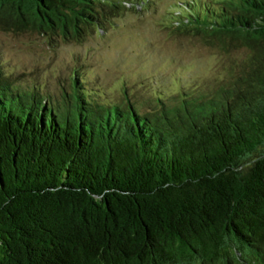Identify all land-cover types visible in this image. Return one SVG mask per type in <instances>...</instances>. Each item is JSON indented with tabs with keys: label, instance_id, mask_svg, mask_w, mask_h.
I'll use <instances>...</instances> for the list:
<instances>
[{
	"label": "trees",
	"instance_id": "obj_1",
	"mask_svg": "<svg viewBox=\"0 0 264 264\" xmlns=\"http://www.w3.org/2000/svg\"><path fill=\"white\" fill-rule=\"evenodd\" d=\"M145 3L0 0V28L78 40ZM180 3L175 32L250 51L211 92L112 102L74 70L58 98L0 72V264H264V0Z\"/></svg>",
	"mask_w": 264,
	"mask_h": 264
},
{
	"label": "rangeland",
	"instance_id": "obj_2",
	"mask_svg": "<svg viewBox=\"0 0 264 264\" xmlns=\"http://www.w3.org/2000/svg\"><path fill=\"white\" fill-rule=\"evenodd\" d=\"M186 1L146 0L138 10L106 16L104 30L93 26L78 40L0 28V72L58 98L74 70L112 102L127 96L142 104L163 95L169 103L181 91L185 97L211 92L239 72L250 51L239 46L224 52L175 32Z\"/></svg>",
	"mask_w": 264,
	"mask_h": 264
}]
</instances>
